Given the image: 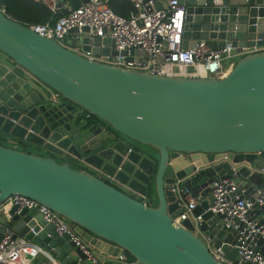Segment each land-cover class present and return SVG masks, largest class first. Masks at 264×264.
I'll list each match as a JSON object with an SVG mask.
<instances>
[{"label":"water","instance_id":"water-1","mask_svg":"<svg viewBox=\"0 0 264 264\" xmlns=\"http://www.w3.org/2000/svg\"><path fill=\"white\" fill-rule=\"evenodd\" d=\"M179 4L186 8L184 49L200 40L212 50L230 42L240 54L264 47V0ZM86 33L81 30V43L89 52ZM70 44L68 37L61 44L41 37L0 10V206L12 196L35 201L112 258L224 264L195 234L191 219L176 222L184 212L176 192L181 186L202 199L193 211L201 233L227 261L239 263L236 232L208 211L210 191L230 178L246 196L264 190V51L242 56L226 77L212 80L90 62ZM92 44L96 55L126 56L109 39ZM153 196L155 207L144 203ZM7 230L60 264H91L37 208L11 207L8 217L0 216V240Z\"/></svg>","mask_w":264,"mask_h":264},{"label":"built area","instance_id":"built-area-1","mask_svg":"<svg viewBox=\"0 0 264 264\" xmlns=\"http://www.w3.org/2000/svg\"><path fill=\"white\" fill-rule=\"evenodd\" d=\"M47 5L53 13L56 8L53 0H33ZM81 5L73 9L63 6L68 13L54 22L32 25L29 28L41 37L61 42L70 36V31L76 29L73 43L68 49L76 55L102 65L118 67L130 71L149 73L162 77H183L192 79L219 80L226 77L232 70L237 55H248L264 51V48L254 47L243 49V54L237 52L230 42L223 49L212 50L204 40H200L192 49H184V26L186 8L179 0H130L133 11L128 18L114 13L103 0H77ZM159 5L161 8L156 9ZM86 28V37L90 39L89 52L83 51L81 30ZM96 38L109 39L117 53L126 52V56L96 55L92 52V41ZM133 50V54L130 51ZM138 52V53H136ZM141 59V61H139ZM221 161H228L227 158ZM220 162H213L216 165ZM178 205L184 209L183 214L175 220L180 223L191 219L195 234L201 236L210 253L224 264H264V190L256 188L252 194L245 195L234 178L220 180L211 186L210 194L213 205L208 209L213 214L223 217L226 229L236 232L239 263L226 260L220 248H213L211 240L201 233L199 227L201 217L193 216L194 209L202 199L193 196L189 189L181 186L176 188ZM13 206L22 208H37L43 219L54 225L59 235L68 234L77 248L86 256L91 264H105L95 251L85 243L75 232L72 224L35 201L12 196L0 206V216L8 217V211ZM43 248L25 240L12 239V231L7 230L0 240V264H30L31 259L43 255ZM45 251V250H44ZM44 264H60L49 254ZM116 264H138L127 254L114 258ZM110 263V262H109ZM113 264V263H110Z\"/></svg>","mask_w":264,"mask_h":264},{"label":"trees","instance_id":"trees-1","mask_svg":"<svg viewBox=\"0 0 264 264\" xmlns=\"http://www.w3.org/2000/svg\"><path fill=\"white\" fill-rule=\"evenodd\" d=\"M69 6L73 9L78 8L81 5L80 1L68 0ZM107 6L117 15L128 18L129 15L134 12L130 0H103ZM0 10L5 15L24 26H32L45 24L46 22H54L59 17L65 16L67 9H57L55 13L42 2H34L33 0H0ZM92 120H96L91 116ZM130 259L131 256L128 255Z\"/></svg>","mask_w":264,"mask_h":264},{"label":"crops","instance_id":"crops-1","mask_svg":"<svg viewBox=\"0 0 264 264\" xmlns=\"http://www.w3.org/2000/svg\"><path fill=\"white\" fill-rule=\"evenodd\" d=\"M53 4H54L56 9H60L63 6H69V1L68 0H53ZM84 37H86V36H84ZM68 39H69L70 43H73V35L68 36ZM262 48H264V47H262ZM241 57H242L241 55H237L234 58L233 61L236 63ZM23 149H24V151L32 153L34 155L45 156L46 157V153H44L43 151H41L39 149L27 148V147H25ZM57 160L60 161V163L63 162L61 158H57ZM71 166L73 168H76V169L80 168V165L78 163H72ZM144 203L155 207L157 205V200H156L155 197L154 198H149ZM19 239L22 240V238H19ZM43 252H44L43 255H39L38 257L33 258V259H31L30 256L26 255V260L30 264H44L47 261V257H50V256H49L48 252H46L44 250H43ZM95 253L99 256V258L101 259V261L103 263H109L110 262V263L116 264V261L114 260V258L106 256V255H102V254H100V253H98L96 251H95Z\"/></svg>","mask_w":264,"mask_h":264},{"label":"rangeland","instance_id":"rangeland-1","mask_svg":"<svg viewBox=\"0 0 264 264\" xmlns=\"http://www.w3.org/2000/svg\"><path fill=\"white\" fill-rule=\"evenodd\" d=\"M58 162H60V161H58Z\"/></svg>","mask_w":264,"mask_h":264}]
</instances>
